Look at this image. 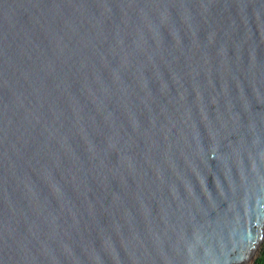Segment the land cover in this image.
<instances>
[{
    "label": "water",
    "instance_id": "water-1",
    "mask_svg": "<svg viewBox=\"0 0 264 264\" xmlns=\"http://www.w3.org/2000/svg\"><path fill=\"white\" fill-rule=\"evenodd\" d=\"M263 241L264 0H0V264Z\"/></svg>",
    "mask_w": 264,
    "mask_h": 264
},
{
    "label": "trees",
    "instance_id": "trees-1",
    "mask_svg": "<svg viewBox=\"0 0 264 264\" xmlns=\"http://www.w3.org/2000/svg\"><path fill=\"white\" fill-rule=\"evenodd\" d=\"M249 264H264V241L256 251Z\"/></svg>",
    "mask_w": 264,
    "mask_h": 264
}]
</instances>
